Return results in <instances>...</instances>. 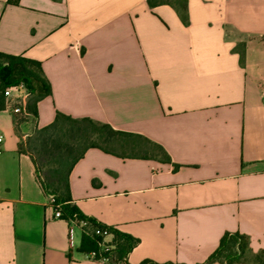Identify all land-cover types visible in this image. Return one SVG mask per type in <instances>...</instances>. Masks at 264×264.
Returning a JSON list of instances; mask_svg holds the SVG:
<instances>
[{
  "label": "crops",
  "instance_id": "1",
  "mask_svg": "<svg viewBox=\"0 0 264 264\" xmlns=\"http://www.w3.org/2000/svg\"><path fill=\"white\" fill-rule=\"evenodd\" d=\"M187 1L188 25L147 0H0V53L40 62L52 87L36 121L0 111V264H112L81 252L19 150L57 112L171 159L93 148L70 173L73 204L139 240L129 264L202 263L227 233L264 249V0Z\"/></svg>",
  "mask_w": 264,
  "mask_h": 264
},
{
  "label": "trees",
  "instance_id": "2",
  "mask_svg": "<svg viewBox=\"0 0 264 264\" xmlns=\"http://www.w3.org/2000/svg\"><path fill=\"white\" fill-rule=\"evenodd\" d=\"M147 4L150 9L168 5L177 12L183 24H189L187 0H147ZM239 49L241 62H244V51ZM13 86H20L28 93L25 113L14 115L18 129L27 121L38 119L37 105L52 94V87L40 62L0 53V111L5 110V90ZM93 148L123 159L171 162L165 149L145 136L116 130L108 123L88 117L74 118L61 112H57L50 125L34 128L32 134L19 143L20 152L31 157L46 196L53 199V210H60L62 219L67 222L75 219L89 221V234H82L81 252L112 264H129L128 256L139 240L87 217L72 202L70 173L85 153ZM98 228H107L113 234L110 242H105L104 236L95 234ZM140 264L177 263L144 260ZM198 264H264V249L254 252L248 236L227 233L216 251L205 262Z\"/></svg>",
  "mask_w": 264,
  "mask_h": 264
},
{
  "label": "built area",
  "instance_id": "3",
  "mask_svg": "<svg viewBox=\"0 0 264 264\" xmlns=\"http://www.w3.org/2000/svg\"><path fill=\"white\" fill-rule=\"evenodd\" d=\"M28 98V93L20 86H13L5 90V110L10 112L13 116L21 113H25L26 101ZM263 100H264V91H263ZM4 142V138L0 135V154L2 153L1 145ZM51 203L53 199L50 198ZM55 218L62 219V213L60 210L54 211ZM69 224H77L81 230L82 234H89V221L87 220H72ZM96 235L104 236V238H112L113 234L106 228H98L95 231ZM106 242V241H105ZM95 259V255H92ZM107 261V260H104ZM117 264H122V262H118Z\"/></svg>",
  "mask_w": 264,
  "mask_h": 264
},
{
  "label": "rangeland",
  "instance_id": "4",
  "mask_svg": "<svg viewBox=\"0 0 264 264\" xmlns=\"http://www.w3.org/2000/svg\"><path fill=\"white\" fill-rule=\"evenodd\" d=\"M26 140V139H25Z\"/></svg>",
  "mask_w": 264,
  "mask_h": 264
}]
</instances>
